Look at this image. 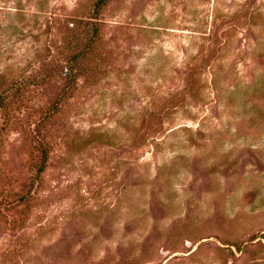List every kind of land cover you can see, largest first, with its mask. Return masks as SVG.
Masks as SVG:
<instances>
[{
    "label": "rangeland",
    "instance_id": "374dc122",
    "mask_svg": "<svg viewBox=\"0 0 264 264\" xmlns=\"http://www.w3.org/2000/svg\"><path fill=\"white\" fill-rule=\"evenodd\" d=\"M0 264H264V0H0Z\"/></svg>",
    "mask_w": 264,
    "mask_h": 264
}]
</instances>
